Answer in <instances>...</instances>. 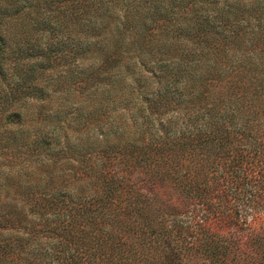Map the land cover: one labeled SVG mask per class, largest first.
I'll return each mask as SVG.
<instances>
[{
	"label": "trees",
	"instance_id": "obj_1",
	"mask_svg": "<svg viewBox=\"0 0 264 264\" xmlns=\"http://www.w3.org/2000/svg\"><path fill=\"white\" fill-rule=\"evenodd\" d=\"M212 3L187 20L194 49L156 66L176 91L145 97L132 138L72 174L46 138L13 150L39 92L0 87V264H264V4Z\"/></svg>",
	"mask_w": 264,
	"mask_h": 264
},
{
	"label": "rangeland",
	"instance_id": "obj_2",
	"mask_svg": "<svg viewBox=\"0 0 264 264\" xmlns=\"http://www.w3.org/2000/svg\"><path fill=\"white\" fill-rule=\"evenodd\" d=\"M196 1L186 14L189 0H0V87L39 92L18 107L13 150L46 138L42 154L62 157L57 169L72 174L80 155L131 139L143 99L176 91L153 79L159 59L170 69L185 58L195 47L187 20L214 13L212 0ZM215 1L218 9L251 4ZM26 73L32 82L19 81Z\"/></svg>",
	"mask_w": 264,
	"mask_h": 264
}]
</instances>
